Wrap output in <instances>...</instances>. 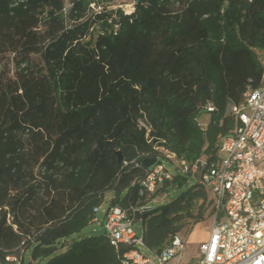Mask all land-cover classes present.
<instances>
[{
  "label": "trees",
  "instance_id": "obj_1",
  "mask_svg": "<svg viewBox=\"0 0 264 264\" xmlns=\"http://www.w3.org/2000/svg\"><path fill=\"white\" fill-rule=\"evenodd\" d=\"M92 1L66 18V0H0V264H122L133 247L104 229L75 237L94 208L143 206L145 159L215 164L229 105L262 83L264 0ZM175 168L159 192L194 183L135 215L156 252L213 215L200 172Z\"/></svg>",
  "mask_w": 264,
  "mask_h": 264
},
{
  "label": "built area",
  "instance_id": "obj_2",
  "mask_svg": "<svg viewBox=\"0 0 264 264\" xmlns=\"http://www.w3.org/2000/svg\"><path fill=\"white\" fill-rule=\"evenodd\" d=\"M71 6L68 4L63 9L64 17H69ZM102 8L98 0L90 4V12L97 13ZM122 11L133 13L135 1L132 11ZM206 109L213 112L216 107L209 103ZM229 113L237 116L241 125L234 134L220 140L215 164L209 165L200 158L189 165L175 154L167 153V159L160 162L158 159L140 180L143 206L94 208L92 223L103 226L112 244L133 247L124 254L122 264H184L187 245L182 234L156 252L146 246L143 230L135 220L138 211L151 208L148 203L158 187L162 189L172 179L164 160L173 162L181 173L200 172L201 182L213 200L209 237L200 244L197 257L190 264H264V74L258 88L248 89L240 103L229 105ZM199 122L204 129V115ZM140 123L148 128L144 122ZM99 214H103L102 220Z\"/></svg>",
  "mask_w": 264,
  "mask_h": 264
},
{
  "label": "rangeland",
  "instance_id": "obj_3",
  "mask_svg": "<svg viewBox=\"0 0 264 264\" xmlns=\"http://www.w3.org/2000/svg\"><path fill=\"white\" fill-rule=\"evenodd\" d=\"M133 1L134 0H98V2L102 5H107L109 8H120L122 10H125L127 12H130L133 10ZM66 3L68 5L69 0H66ZM9 57V56H8ZM10 58V57H9ZM35 59L39 60L36 56ZM0 65V70H1ZM15 68L14 65H11L10 70L13 73V69ZM165 166L171 170V172H175V164L171 161L164 160L163 161ZM194 183V180H190V182L185 185L182 188H176V187H168L164 191H161L157 193L155 196H153L152 200L148 203L149 207H155L167 204L168 202L175 199L181 192L189 188ZM111 198V193H108L106 196V201L103 203L102 208L106 209L108 207V200ZM99 218L103 219V214H99ZM210 225L211 228V218L206 219L201 224L197 225V228L199 231L197 233H200V231H203L206 229V227ZM193 230V227H191L190 224H187V226L182 230V236L186 235V237H192L193 234H191V231ZM103 231V226L97 223H91L89 224L79 235H76V238H81L84 236H90L93 234H97L99 232ZM194 249V248H193Z\"/></svg>",
  "mask_w": 264,
  "mask_h": 264
},
{
  "label": "crops",
  "instance_id": "obj_4",
  "mask_svg": "<svg viewBox=\"0 0 264 264\" xmlns=\"http://www.w3.org/2000/svg\"><path fill=\"white\" fill-rule=\"evenodd\" d=\"M197 225L193 226V230L191 231V234H193V236L191 238L184 235V240L186 241L187 245V251L183 259L184 264H190L197 257L200 244L205 242L209 237L210 225H208L205 230L200 231V233H197L199 231Z\"/></svg>",
  "mask_w": 264,
  "mask_h": 264
},
{
  "label": "water",
  "instance_id": "obj_5",
  "mask_svg": "<svg viewBox=\"0 0 264 264\" xmlns=\"http://www.w3.org/2000/svg\"><path fill=\"white\" fill-rule=\"evenodd\" d=\"M118 156H119V161L121 162L123 160V157L121 155L120 152H118ZM158 159L157 158H149V159H145L143 160L141 166L143 169L148 170L149 168L153 167L156 163H157ZM160 187H158L156 194L160 191Z\"/></svg>",
  "mask_w": 264,
  "mask_h": 264
}]
</instances>
